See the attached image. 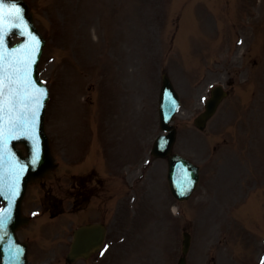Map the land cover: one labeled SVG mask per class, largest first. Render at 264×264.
I'll return each mask as SVG.
<instances>
[{"label":"rangeland","instance_id":"rangeland-1","mask_svg":"<svg viewBox=\"0 0 264 264\" xmlns=\"http://www.w3.org/2000/svg\"><path fill=\"white\" fill-rule=\"evenodd\" d=\"M35 10L38 13V21L43 27V31L48 35L49 42L47 47L46 56L44 55L43 58V67L46 70V76L52 82L53 86V100L50 103L49 112H48V128L54 137L57 138V121L54 118V108L57 104H60L63 108L67 109H74L77 108V102H82L83 97L85 96V92H87L86 86L89 84L90 81L95 83L96 89L94 93V98L98 97L101 89L106 87L108 89L107 94V108L114 109L116 107V102L114 101V93L116 91V83L117 81L122 78L121 74L127 77L128 81H123L128 84L130 87H137L138 88V96H134L137 100L139 105L144 104L143 106V113L140 114L139 107H134L135 117L137 119V125L139 129H143L146 133L143 134L142 137H151L156 135L159 132V119L158 115L154 114L153 117L144 114L145 113V104L156 101L157 93H158V81H159V74L160 70L165 69L163 66L167 67L173 77L176 86L178 87L179 91L182 94L184 105L180 115L176 118V123L180 128L179 133V143L177 148L181 149L199 161H203V169H204V178L205 182H210L213 180L211 175L214 173V120L210 123L209 129L205 134L200 133L197 131L193 124V118L198 113V111L202 107L201 102V95L206 94L207 88L211 82H214L216 78V73H214V68H216L212 61L206 59L204 62V66L201 70V73L197 72L196 70L185 72L187 67L179 65L177 62H168L170 58L171 52V59L172 56L174 57L175 52L174 47H171V35L177 32V19H171L172 17H168V14H164L161 17H152L149 16V10H164L168 11V5L164 2L161 4H154L149 6L148 4L142 3L137 5L138 10V19L134 17L133 28L135 30L131 33H124L120 35L116 40H109V37H112V33L109 32L103 23L100 24L99 18L106 17L110 12L113 11L114 8V0H94L95 8H90L89 11V25L90 30L80 31L82 38L86 41L84 44L86 47L82 48L81 50H77L78 52L88 53L90 55V61L98 70V76L91 70L85 69L84 66L87 64L84 57L80 58L79 62H75L74 68L72 73L74 75V79L76 82H80L79 85L75 84L69 86V92L71 93V97L73 96V102H67V99L64 98L63 95H58V89L62 88V85L55 82V77L61 72V67H63V63H58L59 59H63L64 61L71 56V46L69 48L64 49L63 45L56 40L54 36L55 25L53 23L54 15H53V4L57 1L61 0H31ZM63 4L60 3L59 5L64 4H73L76 0H65ZM81 1L78 6H81L83 3L85 10H87L86 0H79ZM92 1V0H91ZM140 1V0H139ZM264 1V0H263ZM140 3V2H139ZM131 8V7H130ZM134 9V8H133ZM57 9H55L56 11ZM131 9H128L130 12ZM258 11V9H257ZM58 13V12H57ZM151 13V12H150ZM64 14V9H60L58 15ZM127 18H131V14L126 13ZM134 16V15H133ZM64 17H68L67 21L71 18L70 15H66ZM62 17V18H64ZM167 17V18H165ZM204 19L201 20L202 24V31L198 34H191L188 36V32L194 28L192 23V18H186L184 21V26H182L183 30L179 37V44L181 46L192 45L191 50L195 52V54H199L202 52L206 47L211 45V42L207 37L212 36V22L211 17L203 16ZM98 20V21H97ZM66 21V22H67ZM114 21L118 24L115 28L119 27V21L115 16ZM99 22V23H98ZM204 30V32H203ZM207 37H206V35ZM105 36V38H104ZM114 42H118L116 45ZM91 46H90V45ZM190 50V51H191ZM107 52V53H105ZM179 51L177 50L176 53ZM167 55V60L164 63V55ZM165 55V56H166ZM189 56V53H186ZM55 57L53 63L51 62L50 58ZM88 56V55H87ZM100 56L101 60H105L104 56L106 57L107 61L105 60V66H96L97 58ZM189 59L194 61L195 58L189 56L187 58L188 62ZM139 64L138 66H133L134 64ZM149 62V63H148ZM148 64V65H147ZM197 66V64H196ZM83 69L84 71H80ZM135 71H134V70ZM75 71L80 74L81 80L76 79ZM138 72V76H137ZM157 79V80H156ZM78 88V89H77ZM147 88V89H146ZM77 90V92H76ZM74 93V95L72 94ZM130 93V92H129ZM242 96H240V100L243 102L242 104H238L244 108V104L247 103V99H250V93H253V97L258 99V95H255V92L250 88L241 90L240 92ZM142 100H145L143 102ZM87 107V106H86ZM94 108L97 106H93L92 110L94 113ZM233 110L232 103L228 102L224 106L222 112L229 114ZM85 112V120L91 121L95 118H91L89 113ZM66 121L69 122L70 118L68 114H66ZM78 116L81 117V112H78ZM117 120L114 119L112 116L107 117V122H115ZM118 121V120H117ZM122 123V120L119 121ZM118 123V124H119ZM55 140V139H54ZM57 149L59 150V155L62 156L65 153L66 149L64 146H58V143L55 141ZM213 144V146H212ZM84 148V144L79 143L75 147V151H82ZM227 154H221V157H225ZM249 164L258 162V151L255 148L254 151L250 150L249 153ZM139 159V160H138ZM137 159V166L138 163L142 160L141 158ZM66 160L65 162H67ZM96 163L100 168L101 164L100 161L93 162ZM163 169L161 164L156 165L153 172L151 173L155 179V174ZM159 179V178H157ZM159 181V180H158ZM163 181V178H162ZM204 182V183H205ZM214 185V182L212 183ZM160 185L162 182L159 181L155 183L153 186V190L150 192L151 195L149 197L153 199L154 202H150L149 199L139 204V206L134 205V211L132 209L123 207L122 211V223H123V230L126 229L128 238L123 242L121 249H113L112 256L106 259L107 264H116L117 259L121 258L123 264H176L177 257L180 251V237H181V230L177 223L171 222V218L169 213L167 215H163V211H157L155 208L156 199L160 197L161 194L159 192ZM205 192H202L205 204L210 205V207H214V188L213 186H206ZM196 199V198H195ZM193 200L192 203L197 202ZM162 199L160 198L159 203L161 204ZM119 204V203H118ZM112 204H110L111 206ZM154 205V206H153ZM148 208H145V207ZM115 207V206H114ZM113 207V208H114ZM150 208V209H149ZM111 214H114L113 209L107 213V219H113L114 226V218L110 217ZM138 215V219L140 217L145 218L143 221H139L138 224H135L134 221H130L134 216ZM169 217L167 220L166 218ZM91 218L96 219L95 216H91ZM211 219V217H210ZM65 225L63 228H57L58 232L67 228L68 230V223L67 221L64 222ZM200 225L196 226V234L197 242L195 245L196 251L194 257L191 259V264H207L209 257L214 253V222L211 220H206L203 218L200 220ZM128 226V227H127ZM35 229V226L33 227ZM114 229V227H112ZM54 235V233H53ZM37 239V237H36ZM39 246L40 248H44L45 246L49 245L50 242H46L45 235H39ZM57 240H62L61 244L56 245V248L52 252H57V255H52L51 258L45 259L46 261H51L54 264H65L63 260L64 253L67 250V233L66 234H59ZM38 245V240H37ZM150 249V255L147 257L145 256V251L143 252V257H136L139 251ZM49 251V250H48ZM116 251H119L116 253ZM44 252H39L38 256H42ZM34 258L40 259L36 256L35 251H33ZM49 255V254H48ZM43 260V259H42ZM149 260L148 263H146Z\"/></svg>","mask_w":264,"mask_h":264},{"label":"snow or ice","instance_id":"snow-or-ice-1","mask_svg":"<svg viewBox=\"0 0 264 264\" xmlns=\"http://www.w3.org/2000/svg\"><path fill=\"white\" fill-rule=\"evenodd\" d=\"M14 29L29 38V42L9 49L7 40ZM39 41L28 30L24 22L22 9L14 0H0V166L3 165L10 140L21 137L31 142L30 165L35 166L41 157L39 135L40 110L47 96L45 89L38 87L32 78V66L38 51ZM13 181L4 183V174L0 171V196L9 198V207L0 209V229L6 228L10 219L11 198L18 192L19 176L27 165L17 166L13 157ZM181 186L180 194L186 191ZM16 250L14 255L18 254Z\"/></svg>","mask_w":264,"mask_h":264},{"label":"water","instance_id":"water-1","mask_svg":"<svg viewBox=\"0 0 264 264\" xmlns=\"http://www.w3.org/2000/svg\"><path fill=\"white\" fill-rule=\"evenodd\" d=\"M44 162H46L47 161V159H46V157L44 156V160H43Z\"/></svg>","mask_w":264,"mask_h":264}]
</instances>
